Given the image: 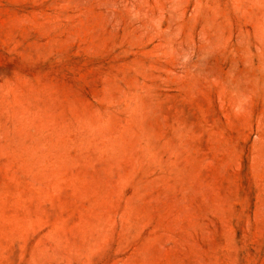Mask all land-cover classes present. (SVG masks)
Masks as SVG:
<instances>
[{"label": "rangeland", "instance_id": "obj_1", "mask_svg": "<svg viewBox=\"0 0 264 264\" xmlns=\"http://www.w3.org/2000/svg\"><path fill=\"white\" fill-rule=\"evenodd\" d=\"M0 264H264V0H0Z\"/></svg>", "mask_w": 264, "mask_h": 264}]
</instances>
